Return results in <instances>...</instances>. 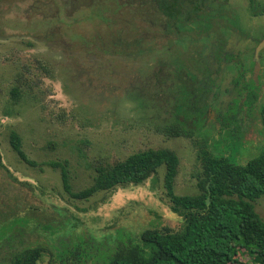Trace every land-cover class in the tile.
Segmentation results:
<instances>
[{
    "label": "rangeland",
    "instance_id": "obj_1",
    "mask_svg": "<svg viewBox=\"0 0 264 264\" xmlns=\"http://www.w3.org/2000/svg\"><path fill=\"white\" fill-rule=\"evenodd\" d=\"M99 1L0 0V176L13 182V191L6 192L13 199L0 191V264L8 263L11 242L28 245L31 240H43L56 250L53 264H69L73 258V264H102L104 254L118 241L140 243L145 230H182L183 220L171 212L164 194L163 167L142 184L117 186L79 201L64 191L60 171L49 166L50 162L66 166L71 191H78L91 184L98 163L112 164L137 151L166 148L179 161L174 193L191 195L199 191L203 154L243 165L264 150L260 112L264 51L256 66L250 65L252 49L264 35V15L251 16L249 0H205L210 11H227L221 12V18L240 28L235 34H225V49L236 51L242 64H222L220 70L209 57L216 45L214 34L193 39L190 34L178 37L170 30L149 28L153 23L148 16L154 6L159 7L157 11L165 6L175 15V5L164 3L172 0H137L144 2L143 7L132 9L123 3L133 0H115L118 7L111 0ZM190 1L201 7V0ZM110 2V11L117 8L116 15L101 13L111 20L80 18L84 11L100 13L99 6ZM133 9L148 14L134 17ZM172 19L170 24L180 31L199 29L184 14ZM123 29L138 31L140 40L120 41L116 34ZM163 35L182 49L196 45L199 59L211 65L208 104L217 115L245 98V86L240 93L233 88L239 67L258 71L261 96L243 116L237 142L211 127H216L213 113L203 128L183 125L188 136L171 137L167 128L178 121L170 112L177 100L188 99L181 85L192 75L169 52ZM13 88L18 91L16 97ZM11 131L19 135L22 151L36 166L12 150ZM27 204L44 206V211H27ZM253 205L264 223V197ZM6 208L11 218L3 222L1 213ZM84 253L83 263L80 258L75 260ZM38 264H48L45 255Z\"/></svg>",
    "mask_w": 264,
    "mask_h": 264
},
{
    "label": "trees",
    "instance_id": "obj_2",
    "mask_svg": "<svg viewBox=\"0 0 264 264\" xmlns=\"http://www.w3.org/2000/svg\"><path fill=\"white\" fill-rule=\"evenodd\" d=\"M111 1L116 5L115 0ZM106 5L99 6L102 8L100 13L84 11L80 18L83 20H90L92 16L100 18L101 11L113 13L115 16L117 8L113 7L110 11L111 2ZM248 5L251 15L264 14V3L249 0ZM101 18L104 22L112 19L106 16ZM163 20L158 15L160 29H164ZM138 35V31L123 29L116 34V38L131 43L140 40ZM163 37L166 38L165 35ZM164 43L170 51L181 57L182 62L191 56L190 53L184 55L169 37ZM232 60L238 61V58L234 56ZM250 65H254V62H250ZM188 67L193 76L190 85L195 90L193 93L195 99L191 105L197 108L195 112L203 113L206 109L207 93L196 89L198 83L208 74V70L206 71V68L200 70L192 58L188 60ZM237 76L236 83L241 73ZM258 79L257 74L255 79L249 78L243 84L246 89L244 105L248 107L259 96ZM11 92L14 97L18 94L15 88ZM235 111V104L229 106L222 121L224 134L233 142L238 141L236 132L240 131L237 121L230 118ZM260 112L264 121V105ZM181 126L183 125L179 122L174 123L167 131L171 137L188 136ZM9 144L22 161L30 166H36L22 151L20 137L13 131L9 133ZM178 162L175 152L166 148L137 151L112 164L94 165L95 174L91 184L78 191H71L65 165L60 162H50L48 165L59 169L64 191L70 198L79 201L87 200L101 191H110L117 186L142 184L154 176L161 167L164 168V194L171 212L182 218V230L178 233L172 232L169 228H163L161 231L145 230L139 236L140 243L118 241L104 254L102 264H264V223L254 211L253 205L257 199L264 197V150L243 165L232 164L224 157L211 158L203 154L202 171L197 179L199 191L191 195H176L173 191ZM9 195L13 199L12 193L6 196ZM206 197L210 200L208 205L205 204ZM32 202L34 201L29 203L32 205ZM55 252V249L51 250L44 242L40 244L29 242L28 245L20 246L13 252L10 264H38L44 255L48 264H53ZM84 256L86 253L75 256V260L82 257L85 259ZM74 262L73 258L69 264ZM80 263H83L82 259Z\"/></svg>",
    "mask_w": 264,
    "mask_h": 264
},
{
    "label": "flooded vegetation",
    "instance_id": "obj_3",
    "mask_svg": "<svg viewBox=\"0 0 264 264\" xmlns=\"http://www.w3.org/2000/svg\"><path fill=\"white\" fill-rule=\"evenodd\" d=\"M100 1L102 2L103 0H100ZM224 1H226V0H224ZM159 2H164V1L159 0ZM143 3H144L143 1L133 0L132 2L124 1L123 4L125 6H127L129 9H132L135 7V5H138L139 7H143ZM164 3L175 5V7L177 9V11L175 12V15L172 12H169L168 11L169 9L166 8L165 6L160 7V9L158 11H157V9L159 7L154 6L152 8V10L154 12L151 13V16H148V17H150V21L153 23V25H151L149 28L155 27V31L157 29H159L157 19H158V15H160L163 19L167 20V22L164 23V29L166 31L170 30L171 32L170 31L169 32L172 35L176 34V35H178V37H180V35H183V34H190V35H193V37H192L193 39H198L199 37H202V36L207 37V36H209V34L212 33L215 35L214 43L216 45H215L214 52L209 57L211 58V60H213L215 62L214 66H216L217 68L219 67V70H220L222 64L232 63V62H236L237 65L242 64V60L240 61L238 53L236 51H230L229 48H227L229 51H227L225 49L226 48V46H225V36L226 35L225 34L230 33V32L231 33L233 32L235 34L237 32V30L240 31L239 30L240 28L233 21L228 22L226 19L221 18V12H223L222 10L210 11L211 6L208 5L207 4L208 2H206L205 0H201V7L194 4V3H191L190 0L181 1V2H177L176 0H172L171 2H164ZM248 4H249V2H248ZM216 7L217 6H214L213 8L215 9ZM248 8H249V5H248ZM159 12H162V13H159ZM191 12H192V14L190 15ZM200 13H201V15H199ZM210 13H212V14H210ZM223 13L227 14V11H224ZM140 14H142L141 17H144V15H146L148 13H146V11H139V12L131 13V15L134 17H138V15H140ZM183 14L188 16V17H191L192 20L199 25V29L197 32L180 31V29H178L177 25L172 26L170 24V22H173L172 18H176V16H180ZM249 14H250V11H249ZM262 15H264V14H262ZM262 15H259V16H262ZM251 16H253V15H251ZM195 17L198 18V20L195 19ZM254 17H257V16H254ZM263 38H264V35H262L261 38H259L257 40V44ZM190 46H192V47H188L187 49H182V48L178 47L182 52H184L183 53L184 55L187 53L191 54V56L185 62H184V60L182 62L181 57L178 56L175 52L170 51L168 48L167 49L169 50V52L173 53L177 57V60H178L180 67H186L188 70V68H189L188 67V60L190 58H192L195 61V65H198L200 67V70H202V68H206V71L208 70V74L201 80V82L198 83L197 89H196V90H201V91L207 93V95L205 94L206 109H205V112L202 110L203 113L195 112V110H197V108L195 106L191 105L193 99H195V96L193 95V93L195 92L194 87L192 85H190V83L192 82L191 79L193 80V76H192L191 79L187 78V81H185L184 86L180 84L181 88L184 90V92L189 93L188 99L177 100V102L175 103L173 110H171L170 114H172L173 119L175 121H178L181 125L191 126V128H195V127L196 128H203V124L205 123V121L207 119H209L208 115L213 113V115H214L213 119L216 122V127L213 125L211 127L214 130H216L218 132H222V134H224V128L222 125V121H223V117H224V115H225V113H226V111L230 105H228L226 107V110H225L223 115H217L214 113V111L211 110L212 108H210V106L208 104V99H209L210 92H211V85L210 84L212 82V79H210V78H211V74H212V69H211L212 67L208 62L199 59L198 54H197L198 48L196 47V45L192 44ZM254 48L252 49L251 62L253 61ZM262 51H264V48L258 54L259 56H260ZM234 52H236V53H234ZM234 56H236L238 58V61L232 60V57H234ZM176 67H177V65H176ZM238 70H240L241 76L238 79L239 81L237 82L236 86H234L233 88L238 89L239 93H240L241 92L240 90L243 87V84L245 83V81H247L249 78H253L252 77L253 71H252V73H248L247 71H245L241 67H239ZM244 72L248 73L247 78H245ZM237 75H238V71H236V76ZM236 76L232 80H235L238 77V76L237 77ZM177 77H178V73H177ZM177 77L172 76L171 78H177ZM259 77H260V74H258V78ZM231 83H232V81H231ZM258 87H259V93H260V91L262 90V87L259 84H258ZM244 93H245L244 97H246V89L244 90ZM260 96H261V94H260ZM260 96H258L256 101L259 100ZM244 100H245V98H242V100H239L238 102L234 103L236 105V111L234 113H232V115L230 116V118H232L233 121H235V120L237 121V124L240 126V128H241L240 122H242L243 116L246 117L245 113L252 108V106L248 107V106L244 105ZM233 101H235V100H233ZM233 105H231V106H233ZM192 107H193V109H190ZM187 109H190V110H187ZM242 111H243V113L240 114V112H242ZM241 130H243V128H241ZM0 191H5L4 192L5 195L9 194L6 192L7 191H13V182L6 180V178L0 176ZM7 208H9V207H7ZM7 208L1 213V215H2L1 220L3 222H5V221L9 220V218H11V217L8 218L10 211L7 210ZM25 210L32 211V212L36 211V213L37 212H43L44 206L32 207L30 204H27ZM33 241L35 243H38V244H40L41 242H44L41 239L33 240ZM33 241L31 240V242H33ZM34 242H33V244H34ZM14 244L19 245V247L24 245L23 241L10 243V245L8 247L9 252L6 253V254H10L7 264H10L13 252L15 250L17 251L19 248V247H15ZM3 248L4 247H2V249Z\"/></svg>",
    "mask_w": 264,
    "mask_h": 264
},
{
    "label": "water",
    "instance_id": "obj_4",
    "mask_svg": "<svg viewBox=\"0 0 264 264\" xmlns=\"http://www.w3.org/2000/svg\"><path fill=\"white\" fill-rule=\"evenodd\" d=\"M264 48V38L261 39V41L255 46L254 48V52H253V58H254V67L256 66V62L258 60V54L259 52ZM258 74V71L253 70V78ZM207 191H208V185H206ZM209 198L206 197L205 199V204L208 205L209 204Z\"/></svg>",
    "mask_w": 264,
    "mask_h": 264
}]
</instances>
